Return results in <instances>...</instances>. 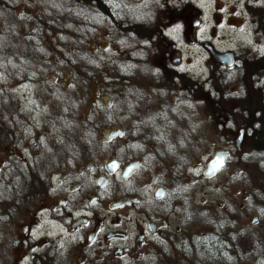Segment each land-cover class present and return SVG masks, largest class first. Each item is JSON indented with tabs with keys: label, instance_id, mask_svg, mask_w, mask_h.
<instances>
[{
	"label": "flooded vegetation",
	"instance_id": "af4514ba",
	"mask_svg": "<svg viewBox=\"0 0 264 264\" xmlns=\"http://www.w3.org/2000/svg\"><path fill=\"white\" fill-rule=\"evenodd\" d=\"M35 3L0 0V264H264V0H46L70 52L33 56Z\"/></svg>",
	"mask_w": 264,
	"mask_h": 264
},
{
	"label": "rangeland",
	"instance_id": "374dc122",
	"mask_svg": "<svg viewBox=\"0 0 264 264\" xmlns=\"http://www.w3.org/2000/svg\"><path fill=\"white\" fill-rule=\"evenodd\" d=\"M3 1V0H1ZM19 3L21 0H18ZM201 1H206V0H201ZM213 0H211L212 2ZM21 4H19V9L16 10V13L19 14L20 18L22 19L23 14V10L20 7ZM62 6H57V5H52V6H48V4L46 3V0H37V3H35V5H33V7H31L30 9V14L32 16H37L38 13H36L37 11H39L40 9V15H42V13L45 12V17L52 19L51 23H52V29H49V31H46V39L44 40V42L46 43V50L43 51L44 53L42 54L41 52L38 51V53H32L33 56H37V55H45V54H50V55H54V51L55 49H59L60 47H58V40L57 39H61V32H60V27H61V23H64V18H65V12L62 10ZM28 8H26L25 10H27ZM64 19V20H63ZM63 20V21H62ZM26 33H28V28L26 29ZM74 32V27L72 26L70 28V32ZM43 36L45 37L44 33H42ZM21 36H23V33L21 32ZM42 36V37H43ZM48 36V37H47ZM36 39V38H35ZM37 40V39H36ZM67 40V39H66ZM65 40V42H66ZM39 41V40H38ZM69 42V39L67 40V43ZM55 48V49H54ZM52 49L53 52H52ZM62 49V52L68 53L70 52V47L68 44V47L66 48H60ZM53 73V71H52ZM55 74V73H54ZM53 74V75H54ZM94 81H91V83H93ZM79 83V82H78ZM90 83V84H91ZM88 85V88H92L93 84ZM65 83H63L64 86ZM25 87H22L21 89H23ZM74 90L77 89V85L73 87ZM93 89V88H92ZM22 93V92H21ZM89 93V92H87ZM90 95V94H88ZM52 103H56L55 100L53 99L51 101ZM263 103V102H262ZM96 104V103H94ZM87 109V105H83V112H85ZM248 145V144H247ZM244 154L247 155L248 157H246V161H245V165L244 168L248 169V179H244V183H264V152H261V150L259 151H253L252 149L249 148V145L247 146V148L244 150ZM251 154V156H250ZM202 195H199L198 198H200ZM218 195H216V193L212 194V199L214 200H218ZM197 230L198 229V225L195 226Z\"/></svg>",
	"mask_w": 264,
	"mask_h": 264
},
{
	"label": "water",
	"instance_id": "95a60500",
	"mask_svg": "<svg viewBox=\"0 0 264 264\" xmlns=\"http://www.w3.org/2000/svg\"><path fill=\"white\" fill-rule=\"evenodd\" d=\"M226 154H227L226 152H221L210 163L211 173L215 172L217 169H219L224 164Z\"/></svg>",
	"mask_w": 264,
	"mask_h": 264
}]
</instances>
